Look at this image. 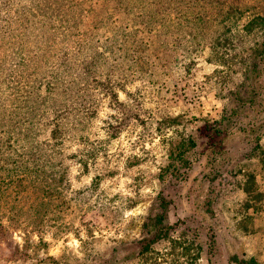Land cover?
<instances>
[{
    "label": "rangeland",
    "instance_id": "374dc122",
    "mask_svg": "<svg viewBox=\"0 0 264 264\" xmlns=\"http://www.w3.org/2000/svg\"><path fill=\"white\" fill-rule=\"evenodd\" d=\"M255 15L264 0H0V264H264ZM163 198L171 228L140 255Z\"/></svg>",
    "mask_w": 264,
    "mask_h": 264
},
{
    "label": "trees",
    "instance_id": "16d2710c",
    "mask_svg": "<svg viewBox=\"0 0 264 264\" xmlns=\"http://www.w3.org/2000/svg\"><path fill=\"white\" fill-rule=\"evenodd\" d=\"M260 21L262 22L261 26H264V24H263L264 18H262V16H260V15H255V16H252V18L246 24H247V26H253V24L260 22ZM262 52H264V42L262 43V50L259 53H262ZM255 68H256L255 63H250V62L245 63L243 83H245L246 80L251 79L250 78L251 73L254 71ZM250 86H252V84H250ZM178 143H179L178 149L176 150L175 154L171 153L169 155L171 157V159H174V158L177 159V165L172 164L171 165L172 168L170 170L171 176L175 177V178H178L183 174V171H181V170L183 169V167L187 166L189 163V160H187V157L185 156L186 152L188 151L187 149H189L192 146H195V142H194V140L191 139L190 136H188L187 138L180 139V141ZM254 149L257 151L259 150V153H261V156H259V159H260L261 167L264 170V152L261 150V147L259 144H256ZM169 166H170V164L167 167H169ZM167 167L163 168V169H165V172H167L169 170V169H167ZM253 183H255L253 174H248L246 182L243 186L244 192L248 195L247 198L249 197V199H247L246 208L252 207L251 205H254V203L252 204V202L259 199V197L261 195L260 192H257V191L253 192V189L250 188V186H252ZM253 197H255V198H253ZM168 203L169 202L163 198L159 204L161 211L156 213L153 217L149 218L150 219L149 223L145 224L144 238L142 239V241H140L143 243L140 246V250H139L140 255H144V254L148 253L153 241H156L159 238H163L166 235H168V230L171 227L168 224H165V222H164V220L166 218V209H167ZM255 210H256V208H255ZM185 248H187V247H185ZM245 263L252 264L253 261L252 260H244L243 264H245Z\"/></svg>",
    "mask_w": 264,
    "mask_h": 264
}]
</instances>
